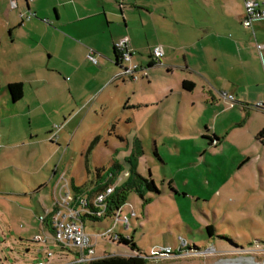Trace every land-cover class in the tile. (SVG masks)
Wrapping results in <instances>:
<instances>
[{
  "label": "rangeland",
  "instance_id": "rangeland-1",
  "mask_svg": "<svg viewBox=\"0 0 264 264\" xmlns=\"http://www.w3.org/2000/svg\"><path fill=\"white\" fill-rule=\"evenodd\" d=\"M30 13L33 10L28 11V16ZM35 15L37 20L51 24L47 22L51 19L47 14ZM6 24L0 9L3 39L13 34ZM134 24L141 28L140 22ZM21 33L24 37L28 35ZM34 35L48 41L53 39L51 31L43 26ZM28 54V61H33L34 54ZM88 55L81 63L86 73H93L92 66L96 64ZM41 59L46 68L37 70L35 76L40 79L36 84L44 95L39 94L36 84L27 81L23 100L10 111L2 109L3 115L16 113L15 119H9L6 130L0 116V133L5 132L4 137L11 135L10 143L0 149V264L77 261L78 248H62L49 227L54 197L65 182L62 177L74 178L76 182L92 180L98 177V167L102 168L100 175L109 169L117 172V162L122 166L117 178L121 182L131 169L128 157L138 160L137 171L152 177L159 191L143 186V194L136 189L127 192L123 213H129L132 205L136 216L130 219V231L124 230L119 222L115 223L114 232L133 234L135 248L111 240L110 234L97 239L91 256L141 251L148 257L147 264H230L238 258L264 263L263 140L255 141L245 134L239 137L241 148H234L230 137L224 148L215 149L203 138V123L185 121L168 137L161 133L156 137L152 129H143L136 123L109 124L105 117L114 110L113 106L105 112V106L102 109L101 103L93 99L84 109L77 107L69 92L73 74L54 69L65 59L63 55L50 58L44 54ZM138 63L148 66L146 60L144 64ZM117 71L122 74L120 67ZM24 74L16 75L26 78L30 72ZM83 76L86 83V74ZM8 77L3 73L0 81L1 108L8 95ZM127 84L134 85L129 79ZM97 135L101 139L89 157L88 171L84 154ZM105 219L113 225L111 217L99 220L86 217L87 232L106 231L107 227L99 222ZM96 222L98 225L92 226ZM208 224L215 227L212 236L206 230ZM183 239L192 249L185 248L180 256H151L154 249L158 251L168 245L178 248Z\"/></svg>",
  "mask_w": 264,
  "mask_h": 264
},
{
  "label": "crops",
  "instance_id": "crops-1",
  "mask_svg": "<svg viewBox=\"0 0 264 264\" xmlns=\"http://www.w3.org/2000/svg\"><path fill=\"white\" fill-rule=\"evenodd\" d=\"M243 3V0H0L6 26L10 31L13 29L12 36L0 38V78L3 73L9 76L6 85L21 81L25 96V83H38L40 79L35 72L46 68L41 59L44 54L50 58L63 55L65 59L54 69L73 74L69 85L73 101L81 110L93 99L105 106V112L113 106L110 115L105 117L103 113L109 124L136 123L143 129H152L156 137L160 133L168 137L185 121L203 123V138L215 149L224 148L231 138L234 148H241L239 137L245 134L255 141L259 138L264 141V135L259 136L264 133V19L255 20L252 28L245 26ZM31 10L47 14L51 18L47 22L51 24L37 20L36 15L29 17ZM135 21L140 22L141 28L136 27ZM41 26L51 31L53 39L35 37ZM124 36L130 37V46L136 51L133 59L142 64L146 60L150 66L149 75L138 81L117 71L122 67L114 43ZM156 44H163L165 49L159 60H154L152 54ZM90 49L96 52L98 63L91 65L93 73H86L81 62ZM31 52L34 59L28 61ZM160 70L164 74H158ZM29 72L26 78L16 75ZM127 79L134 85L127 84ZM185 79L195 82L191 91L183 88ZM37 90L44 95L39 85ZM223 93L235 98H225ZM24 96L13 102L8 90L3 108L0 107L5 130L16 113L3 115L2 109L10 111ZM4 135L5 132L0 133V149L11 141V135ZM70 180L74 187L82 186L91 192L101 179ZM125 180L116 179L114 184L120 185ZM107 220L99 222L114 232L116 222L112 218L114 223L109 225ZM97 225L96 222L92 226ZM49 227L53 233L50 224Z\"/></svg>",
  "mask_w": 264,
  "mask_h": 264
},
{
  "label": "built area",
  "instance_id": "built-area-1",
  "mask_svg": "<svg viewBox=\"0 0 264 264\" xmlns=\"http://www.w3.org/2000/svg\"><path fill=\"white\" fill-rule=\"evenodd\" d=\"M244 3V17L242 22L245 26L252 28L253 23L257 19H264V0H243ZM35 13H30L29 17ZM255 32V31H254ZM253 32V34H254ZM131 39L129 36H124L114 43L115 50L118 54L117 59L122 67V75L129 77L134 81H138L142 77L149 75V65L143 66L133 59L136 53L135 49L130 46ZM261 46V45H259ZM96 52L90 49L88 57L93 63L97 64L98 59L95 56ZM152 54L154 60H159L165 55V49L162 44H156L152 47ZM225 98L234 99L233 94L223 93ZM62 179V189L54 197V209L50 212V225L53 230L54 239L58 242L62 248L69 247L78 248L79 259L73 263H88L95 259L91 254L95 253V246L99 237L106 238L111 234V240L119 241L122 239L133 240V236L129 233L119 234L112 232L109 228L103 233L97 232L92 235L86 230V222L82 218L87 214L96 218H102L111 216L116 223H122L124 230L131 229V217L136 216V210L131 205V211L129 213H123L126 202L119 208L112 212L110 211V198L116 192V184H108L103 189L91 194L88 190L82 191L80 194H76L74 191L72 181L64 176ZM186 239L180 242L178 248L174 249L170 245L161 248V250H152L153 257L164 256H180L185 252L184 248L187 247ZM138 255L143 258L141 251ZM72 263V262H71ZM72 263V264H73ZM38 264H51L50 262L40 261ZM264 264V263H263Z\"/></svg>",
  "mask_w": 264,
  "mask_h": 264
},
{
  "label": "trees",
  "instance_id": "trees-1",
  "mask_svg": "<svg viewBox=\"0 0 264 264\" xmlns=\"http://www.w3.org/2000/svg\"><path fill=\"white\" fill-rule=\"evenodd\" d=\"M0 50H1V44H0ZM1 81V78H0ZM1 87V85H0ZM9 93H10V98L13 102L18 101L19 99L21 100V98L24 96V86L22 84L21 81H13L8 83L7 85ZM195 87V82L191 81L189 79H185L183 81V88L187 89V90H192ZM264 133L261 132L259 134V136H263ZM101 139L100 135H97L93 140H91V142L89 143L86 151H85V162L86 165L88 166L89 164V157L90 155L93 153L96 144L98 143V141ZM129 161L131 162V169L127 170V178L126 180L120 184V185H116V192L115 194L110 198V211L112 212L115 209L119 208L123 203L126 202V198H127V192L129 189H136L137 191H139L141 194H143V186H145L147 189L149 190H155V191H159V188L157 187V183L155 182V180L152 177H145L142 176L137 170H138V160L137 159H132L131 157H128ZM116 166L119 168L117 172H115V170L109 169L107 171H105L104 173H102L100 175V167H98L97 172H98V179H101L99 183H97L96 185V189L94 191H91V194L95 193L96 191L103 189L106 185L108 184H114L116 179L118 178V176L120 175V171L122 169V166L120 164H117V162L115 163ZM74 187V185H73ZM85 189L82 188V186H78V187H74V191L76 192V194H80L82 191H84ZM50 215V213H49ZM87 218H91L93 220H99L101 218H96L94 216L85 214L83 215V219L86 220ZM214 225L213 224H208L207 225V232L210 235L214 234ZM119 243H126L131 245L133 248L136 247L135 242L133 241H129V239H122L117 241ZM186 250H190L192 249L191 247H185ZM184 248V250H185ZM72 264V263H69ZM73 264H145V260L143 259V257L139 256V255H134V256H129V255H115V254H107L103 257H98L95 258L93 260H91L88 263H73Z\"/></svg>",
  "mask_w": 264,
  "mask_h": 264
},
{
  "label": "bare ground",
  "instance_id": "bare-ground-1",
  "mask_svg": "<svg viewBox=\"0 0 264 264\" xmlns=\"http://www.w3.org/2000/svg\"><path fill=\"white\" fill-rule=\"evenodd\" d=\"M235 261H238V262H246L248 264H256L255 260L253 258H238L236 259ZM235 261L233 262H229L230 264H234Z\"/></svg>",
  "mask_w": 264,
  "mask_h": 264
},
{
  "label": "flooded vegetation",
  "instance_id": "flooded-vegetation-1",
  "mask_svg": "<svg viewBox=\"0 0 264 264\" xmlns=\"http://www.w3.org/2000/svg\"><path fill=\"white\" fill-rule=\"evenodd\" d=\"M145 260V264H147V258H143Z\"/></svg>",
  "mask_w": 264,
  "mask_h": 264
}]
</instances>
